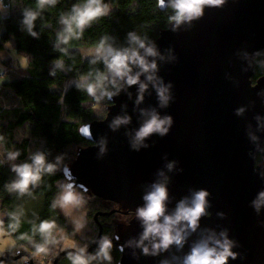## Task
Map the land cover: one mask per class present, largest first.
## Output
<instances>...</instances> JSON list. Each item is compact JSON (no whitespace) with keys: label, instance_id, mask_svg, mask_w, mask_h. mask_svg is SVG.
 Instances as JSON below:
<instances>
[{"label":"clouds","instance_id":"obj_1","mask_svg":"<svg viewBox=\"0 0 264 264\" xmlns=\"http://www.w3.org/2000/svg\"><path fill=\"white\" fill-rule=\"evenodd\" d=\"M35 3V7L18 8L16 0H8L7 3L5 0H0V35L5 28L4 21L14 10H19L22 15L19 21L20 31L39 39L41 31L36 30V21L46 8L55 7L58 0H35ZM225 4L226 0H156V7L168 13L166 30L174 33L180 32L181 29L190 30L195 21L204 17L207 8H221ZM112 11L106 0H77L71 5L70 10L61 12L59 15L60 28L56 32L55 40L52 41L53 51L60 56L69 55L70 41L79 40L86 28L91 27L94 21L109 16ZM45 26L50 27V25ZM117 41V37L105 34L94 47L88 49L84 59L92 67L87 73L77 74L74 79L66 82L58 105L61 108V118L65 119L68 113L65 98L72 87L85 93L93 101L91 107L95 108L102 104H114V97L122 92L132 99L133 94L129 89L137 86L134 110L138 113L139 127L128 128L132 124V116L126 110L127 105L122 106L121 114L114 116L108 127L113 132L127 128L125 136L128 137L131 149L140 151L151 147L146 141L153 135L163 138L169 134L173 126V117L161 114L160 111V109L168 108L174 99L173 84L166 83L159 72L161 62L174 63L178 57L173 48L162 52L155 39L147 34L141 35L136 30L128 31L123 43ZM3 47L7 49V52L0 54V82L11 80L8 67L3 63L4 60L11 57L12 67L24 72L30 58L27 53L18 52L12 40L5 41ZM236 55L245 63L243 72L247 73L249 69L255 70L257 67L264 69V50L250 53L244 49L238 51ZM58 71L67 72L71 69L65 68L64 60L56 58L50 62L49 75L56 77ZM228 78L232 79L230 75ZM236 83L239 82L236 81ZM150 90L156 93L158 107H140L145 101L146 94L151 95ZM257 95L264 98V90ZM105 110L108 109L105 108ZM247 110V106H242L235 110V114L243 117ZM254 120L255 126L251 123L247 125V136L254 146L249 156L254 161L256 174L264 180V140L258 134L264 133V116L257 114ZM25 137L26 134H21L17 136V139L21 140ZM3 140L4 136L0 135V141ZM90 140L98 149L97 158L102 159L108 152L107 136H101L99 140L91 136ZM43 143L45 141L42 145ZM21 155L19 149H12L7 150L0 157V165L9 166L14 174L4 184V189L18 198L25 195L31 196L32 191L40 186L44 175L63 173L64 178L57 182L58 191L52 200L51 208H58L63 213L70 221L74 234L82 233L87 224L84 208L91 197L88 189L79 184L74 176L69 175L71 167L65 163L66 153L57 154L49 159L52 155L51 151L41 146L31 151L25 160L18 162ZM164 159L166 161L164 168L156 172V179L153 182L144 185L143 204L134 211V220L139 222L142 231L118 247L115 245V248L122 254L126 249H131L132 257L137 260L141 254L158 257L175 248L176 252L162 259L160 264H229L230 260L240 258L241 254L234 249L241 245L231 238L229 229L222 228L217 231L210 227L201 228L202 218L211 216L208 190L189 189V194L179 199L174 208L169 209L172 198L169 192L171 177L168 173L177 170V161H168L167 155ZM180 171L183 170L180 169ZM250 206L258 216L264 213V188L257 192ZM6 215L10 231H17L21 213L12 211ZM217 215L223 218L225 213L221 212ZM2 226L3 221L0 220V227ZM56 229L54 220L44 219L38 224L33 221L31 236L25 233L18 239L27 240L36 256L41 254L46 256L52 247L59 246L66 252L71 264H112L113 241H118L119 235L103 234L93 237L90 243L95 244L96 248L89 252V243L68 245L65 243L64 231ZM194 234H197V238L189 245V240ZM37 235L40 237L39 241L34 239ZM186 245H189V250L184 252ZM15 247V244L9 247L10 256L15 257L21 254L13 252ZM176 253H182V255ZM0 264H7V262L0 259Z\"/></svg>","mask_w":264,"mask_h":264},{"label":"water","instance_id":"obj_2","mask_svg":"<svg viewBox=\"0 0 264 264\" xmlns=\"http://www.w3.org/2000/svg\"><path fill=\"white\" fill-rule=\"evenodd\" d=\"M156 42L162 52L173 48L178 57L174 63H160L159 75L173 84L174 99L168 108L160 109L161 114L174 119L169 134L163 138L153 135L146 141L151 147L134 151L125 136L127 128L116 132L109 129V122L121 114L123 105H127L126 110L132 116L128 128L139 127L138 113L134 110L137 86H132L129 89L132 99L122 92L107 107L104 120L80 128V135L89 142L91 136L96 140L107 136V154L98 159V149L93 143L79 149L69 175L86 187L89 195L116 204L125 214L134 213L143 204L144 185L156 179L167 155L168 161H177V170L168 173L172 198L169 209L188 195L189 189L208 190L211 216L202 218L201 228L229 229L231 238L241 245L234 249L241 254L240 258L230 260L229 264H264V213L258 216L250 206L257 192L264 188V180L254 170V161L249 156L254 146L247 136V125L255 126L254 116H264V98L257 95L264 90V76L254 83L255 70L243 72L245 63L236 55L244 49L250 53L264 50V0H226L221 8H207L204 17L195 21L190 30L162 31ZM152 106L158 107L154 91L146 94L140 105ZM242 106L248 110L243 117L237 116L235 110ZM258 134L264 140V133ZM221 212L225 213L223 218L217 215ZM141 231L134 219L120 224L116 232L120 239L115 242L123 244ZM196 238L194 234L189 245ZM95 247L93 244L89 252ZM131 252L126 249L119 264H160L176 250L158 257L141 254L138 260ZM20 253L13 257L5 252L0 259L6 262L26 259V264H34L27 252Z\"/></svg>","mask_w":264,"mask_h":264},{"label":"trees","instance_id":"obj_3","mask_svg":"<svg viewBox=\"0 0 264 264\" xmlns=\"http://www.w3.org/2000/svg\"><path fill=\"white\" fill-rule=\"evenodd\" d=\"M18 1L21 7L36 6L35 0ZM76 2L77 0H58L55 7L46 8L36 21V30L41 31L39 39L20 31L19 22H13L9 18L4 21L5 28L0 35V48H3L5 41L12 40L17 51L27 53L30 58L26 71H11L14 73V75L10 74L11 80L0 89V135L4 136V140L0 141V157L7 150L19 149L22 155L18 162H22L31 151L43 146L52 153L49 159L57 154L66 153L65 163L71 165L79 149L92 145L80 135V128L104 120L107 116L105 108L111 105L107 103L102 104L103 108L97 106L93 108L91 107L93 101L85 93L72 87L65 98L68 113L65 119L61 118L58 100L63 86L77 74L87 73L92 67L83 59L79 49L94 47L105 34L117 37L118 43H123L126 33L131 30L144 35L143 22L147 24L150 37L156 41L161 32L166 30L168 13L156 7V0H106L113 9L110 15L94 21L91 27L85 29L79 40L70 41L69 55L60 56L53 51L52 46V41L55 40L56 32L60 28L59 15L70 10L71 5ZM56 58L64 60L65 68L71 71H58L56 77L50 76V62ZM5 64L8 66V62ZM263 76L264 69L255 68L254 83ZM21 134H26V137L18 140L17 136ZM43 141L45 143L42 145ZM13 175L9 166L0 165V220L3 221L0 231L5 232L15 241L16 247L13 252H27L34 264H55L57 258L65 251L52 247L46 260L40 261L28 241L20 240L18 237L25 233L31 236L33 221L38 224L40 220L49 219L55 221L57 231L61 229L64 231L66 239L80 242L79 234L73 233L70 221L58 208H51L52 200L58 191L57 182L64 178L63 173L44 175L40 186L32 191V195H25L22 198L9 194L4 189V184ZM97 201L104 202L99 199ZM101 202L88 203L90 204L88 218L94 228L93 235L96 234V237L99 236V230L95 225L94 216L103 209ZM12 211L21 213L19 227L15 232L10 231L6 215ZM103 228V234L110 236L115 234V225H112L111 221L104 223ZM34 239L39 241L40 237L37 235ZM90 241L91 239L87 242L90 244L89 249L93 246ZM113 244L112 264H119L122 253L115 248V245L119 246L115 240ZM22 260H25L23 264H26L27 260ZM10 263L7 261V264ZM57 264H71V262L64 254Z\"/></svg>","mask_w":264,"mask_h":264},{"label":"rangeland","instance_id":"obj_4","mask_svg":"<svg viewBox=\"0 0 264 264\" xmlns=\"http://www.w3.org/2000/svg\"><path fill=\"white\" fill-rule=\"evenodd\" d=\"M7 2H8V0H6V3ZM16 3H17L18 8H22L18 0H16ZM21 18H22V15H21V13H20L19 10H14L13 13L9 16V19L11 21H13V22H18ZM142 27L144 29L145 34H147L150 37V32H149V29L147 27L146 22H143L142 23ZM79 51L82 54V57L84 59V55L88 52V49H79ZM6 52H7V49H5L4 47L3 48H0V54H5ZM6 61H8V65L12 64L11 57H8V59L4 60L3 63L5 64ZM11 71L18 72L19 70H17L16 68H13L12 65H11V66H8V74H9V76H10V74L14 75V73H11ZM7 82L8 81H6V82H0V89ZM97 108H103V106L102 105H98ZM84 212L86 213L87 224H86L85 229L82 231V233L79 234L80 242H75V241H73V239L72 240L66 239V241H65L66 244H68V245H70L72 243L84 244V243H87L89 239H92L94 236L95 237L97 236L96 234L93 235L94 228L90 225L91 224V221L88 218V213L90 212V204H88V202H87V204H86V206L84 208ZM90 219H91V217H90ZM0 232H3V231H0ZM7 237L9 239L11 238L8 234H7ZM56 247H57L58 250H61V248L59 246H56ZM0 257H1V254H0ZM37 257H38V259L40 261H45L46 258H47V255L46 256L45 255H39ZM23 262H25V260H21L19 262L18 261L17 262H11L10 264H23Z\"/></svg>","mask_w":264,"mask_h":264},{"label":"flooded vegetation","instance_id":"obj_5","mask_svg":"<svg viewBox=\"0 0 264 264\" xmlns=\"http://www.w3.org/2000/svg\"><path fill=\"white\" fill-rule=\"evenodd\" d=\"M89 196L91 197V199L88 200V203L91 204L94 202H101V201H97V199H95L94 196L92 195H89ZM101 203L103 204V209L95 214V216L99 215L97 220L95 219V216H94L95 225L98 227L99 235L100 233L101 235H103V230H104L103 224L104 223L111 221V224L115 225V234H116L118 225L128 224L132 219H134L133 213L125 214L119 208V206H117L114 203H110V202H101ZM117 211H119V213ZM106 214L107 216H101V215H106Z\"/></svg>","mask_w":264,"mask_h":264},{"label":"crops","instance_id":"obj_6","mask_svg":"<svg viewBox=\"0 0 264 264\" xmlns=\"http://www.w3.org/2000/svg\"><path fill=\"white\" fill-rule=\"evenodd\" d=\"M20 21V20H19ZM18 21V22H19ZM8 62V61H6ZM12 64L8 65L11 66ZM7 66V67H8ZM12 240V241H11ZM15 244V241L13 239H9L7 237V234L5 232H0V254L2 255L5 252H8V249L11 245Z\"/></svg>","mask_w":264,"mask_h":264},{"label":"bare ground","instance_id":"obj_7","mask_svg":"<svg viewBox=\"0 0 264 264\" xmlns=\"http://www.w3.org/2000/svg\"><path fill=\"white\" fill-rule=\"evenodd\" d=\"M119 213V212H118ZM126 213V212H125ZM130 213H132V212H130ZM134 214V213H133Z\"/></svg>","mask_w":264,"mask_h":264}]
</instances>
